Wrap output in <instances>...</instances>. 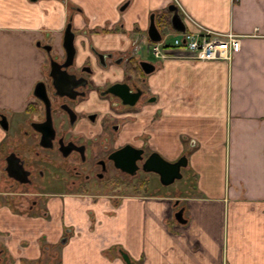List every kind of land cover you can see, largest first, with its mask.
I'll list each match as a JSON object with an SVG mask.
<instances>
[{
  "label": "crops",
  "instance_id": "crops-1",
  "mask_svg": "<svg viewBox=\"0 0 264 264\" xmlns=\"http://www.w3.org/2000/svg\"><path fill=\"white\" fill-rule=\"evenodd\" d=\"M177 2L185 31L196 23L240 36L230 61L202 62L175 49L162 62L138 56L133 40L147 46L151 17L165 38L177 34L165 23L171 0H0V111L28 107L45 78L43 47L62 56L70 27L77 65L100 79L115 80L137 61L154 67L144 70L150 101L130 111L128 140L146 141L167 160L185 156L195 181V194L178 197L176 209L170 198L140 194L117 205L82 198L76 209L68 203L79 196L62 195L40 218L0 201L1 261L126 264L122 252L132 264H237L245 252L238 239L264 250V0ZM4 137L0 128V145ZM176 210L185 223L174 222ZM64 228L71 232L61 240Z\"/></svg>",
  "mask_w": 264,
  "mask_h": 264
},
{
  "label": "flooded vegetation",
  "instance_id": "flooded-vegetation-1",
  "mask_svg": "<svg viewBox=\"0 0 264 264\" xmlns=\"http://www.w3.org/2000/svg\"><path fill=\"white\" fill-rule=\"evenodd\" d=\"M51 57L52 61L47 58L45 78L41 80L48 87L47 99L40 102L33 96L22 112L0 111V128L5 134L0 145V194L4 205L45 218L47 206L55 197H76L72 194L76 190L84 192L81 195L88 203L117 205L125 197L119 193L143 184L147 176L160 183L156 174L143 168L147 157L158 152L140 137L137 139L140 146H135L128 140L126 131L131 122L130 111L142 109L150 101L143 77L148 68L140 67L142 61L135 63L134 70L127 62V72L110 80L100 79L85 63L77 65L76 58L69 66L64 52L57 59L55 55ZM100 60L101 57L99 63L105 67ZM65 64L76 79L61 80L59 70ZM130 94L137 95L133 106L129 105ZM125 146L142 149L143 158L133 166L125 156L113 160L115 152ZM179 158L164 159L173 163ZM116 162L124 170L117 168ZM44 187L63 188L65 192L52 194V198L41 192ZM17 189L18 196L14 194ZM70 232L64 228L61 240ZM0 263L9 264V261L0 260Z\"/></svg>",
  "mask_w": 264,
  "mask_h": 264
},
{
  "label": "water",
  "instance_id": "water-1",
  "mask_svg": "<svg viewBox=\"0 0 264 264\" xmlns=\"http://www.w3.org/2000/svg\"><path fill=\"white\" fill-rule=\"evenodd\" d=\"M167 10L171 14V18L169 21H170V25H171L172 29L175 31L183 32L185 30L184 25L181 22L180 16H179L176 8L174 6H170V7H168ZM147 36L151 42H159L162 38L160 31L154 25L153 17H151V19H150V26H149V29L147 31ZM63 38L64 39L62 42V46H63L62 49H64L63 52L65 54L66 61L68 60L69 66H72L75 62L76 48L74 46L75 35L71 31L70 27H67V29L65 30ZM43 50L45 51L49 61L53 60V59H51L52 58L51 56H53L54 53H55L54 59H57L60 56L58 53H56V51L53 49L52 46H45V47H43ZM54 61L52 63H54V65H55ZM139 65L142 69H144V68H148L147 70H153L154 69V67L152 65H150L146 62H142ZM66 67H67V65L65 64V65H63L64 69L60 68V70H59L61 80L64 77H65V79H67V77H73L74 79H76V76L74 74H70L66 70ZM53 85L54 84H52V86ZM53 88H54V86H53ZM72 89H73V87L71 88V90ZM47 91H48L47 84L44 81H39L35 85V88L33 91V96L35 98H37L38 101L42 102V100H46L48 97ZM118 96L120 98H123V96H121V95H118ZM130 96H132V100L129 103V105L133 106L137 100L136 99L137 95L136 94H130ZM143 153H144V151L142 149H136L132 146H125L124 148L115 152V154L111 158L113 160L117 161V160H120L121 158H123L125 156L126 159L130 160V162L133 166V164H135L137 161H139L143 158L141 156ZM186 166H187V159L185 158V156L179 158L177 161L172 163V162H169V161L165 160L164 158H162L158 153L153 152L144 161L143 168H144L145 172H151V173L156 174L159 177V181H160L161 185L169 186V185L173 184L176 180H180L182 178L181 169L185 168ZM116 167L124 170L122 168V166L117 162H116ZM126 170H128V169H126ZM15 180L22 182V183L25 182L24 180L21 181L17 178H15ZM175 218L177 219L178 222L185 223V221L182 217V211H179L178 213H176ZM122 257H123V260L125 261L126 264H132L126 255H123Z\"/></svg>",
  "mask_w": 264,
  "mask_h": 264
},
{
  "label": "rangeland",
  "instance_id": "rangeland-1",
  "mask_svg": "<svg viewBox=\"0 0 264 264\" xmlns=\"http://www.w3.org/2000/svg\"><path fill=\"white\" fill-rule=\"evenodd\" d=\"M173 40V37L170 36L169 42ZM61 48H63L62 43H61ZM64 51V49H63ZM139 52L138 56H141L142 53ZM150 59H152L150 57ZM4 107H2L3 109ZM182 178L180 180H176L173 184L169 186H163L161 185L156 178L150 179V176H147V178L143 181V184H137L136 186H132L128 188V190H125L122 193H119L121 195H125V197H133L137 194L148 196V197H155V198H170L172 200L177 199L178 197H188L191 196L195 193H193L192 189L195 186V181L192 179L190 173L188 170H181ZM145 183V184H144ZM1 185V183H0ZM45 190H41V192L52 195L56 194L59 192H65L63 188H57V187H44ZM1 186H0V193H1ZM14 194L18 196L20 194L19 189L14 191ZM76 196H79V198L75 200H69L68 205L72 204L73 206L76 207L81 203L82 196L81 194H84V192H79V190H76V192L72 193ZM86 194V193H85ZM21 197V196H20ZM52 198L54 197L53 195L51 196ZM0 201L2 200V195H0ZM122 202V200L118 201V204ZM180 201L176 205V208L178 205H180ZM114 205V204H113ZM88 207V206H86ZM85 207V208H86ZM175 208V209H176ZM87 210V208H86ZM89 212V209L87 210ZM105 216L104 217H109L110 216V211L105 209ZM172 219H168V222H172ZM226 233V232H225ZM230 236V234H229ZM257 243V241L251 243L250 241L243 240V239H238L236 241L237 247L240 249L244 250L245 252L239 255V258L237 260V264H264V250L262 251L260 247L253 246L252 244ZM229 244V242H228ZM264 244V242H262ZM122 247V244L118 243L115 245L112 249V253H115L118 248ZM224 252H226V243H224ZM222 249V251H223ZM226 254V253H225ZM122 257V255H121ZM225 257V255H224ZM228 258L230 260V255H228ZM232 258V257H231ZM47 262V261H45ZM49 263V262H47ZM1 264V263H0Z\"/></svg>",
  "mask_w": 264,
  "mask_h": 264
},
{
  "label": "built area",
  "instance_id": "built-area-1",
  "mask_svg": "<svg viewBox=\"0 0 264 264\" xmlns=\"http://www.w3.org/2000/svg\"><path fill=\"white\" fill-rule=\"evenodd\" d=\"M233 1V0H230ZM173 2L179 7L177 0ZM196 31L178 34L171 45L162 43L149 47L155 58L164 60L168 58L170 49L190 54L192 59L198 61H230L240 50V36L234 33H217L194 23Z\"/></svg>",
  "mask_w": 264,
  "mask_h": 264
},
{
  "label": "trees",
  "instance_id": "trees-1",
  "mask_svg": "<svg viewBox=\"0 0 264 264\" xmlns=\"http://www.w3.org/2000/svg\"><path fill=\"white\" fill-rule=\"evenodd\" d=\"M165 23L169 24V18L168 17L165 18Z\"/></svg>",
  "mask_w": 264,
  "mask_h": 264
}]
</instances>
